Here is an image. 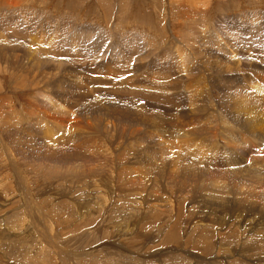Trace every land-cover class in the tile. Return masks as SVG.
Segmentation results:
<instances>
[{"label": "rangeland", "instance_id": "1", "mask_svg": "<svg viewBox=\"0 0 264 264\" xmlns=\"http://www.w3.org/2000/svg\"><path fill=\"white\" fill-rule=\"evenodd\" d=\"M0 264H264V0H0Z\"/></svg>", "mask_w": 264, "mask_h": 264}, {"label": "bare ground", "instance_id": "2", "mask_svg": "<svg viewBox=\"0 0 264 264\" xmlns=\"http://www.w3.org/2000/svg\"><path fill=\"white\" fill-rule=\"evenodd\" d=\"M23 120V119H22ZM172 240H174V237H172Z\"/></svg>", "mask_w": 264, "mask_h": 264}, {"label": "crops", "instance_id": "3", "mask_svg": "<svg viewBox=\"0 0 264 264\" xmlns=\"http://www.w3.org/2000/svg\"><path fill=\"white\" fill-rule=\"evenodd\" d=\"M91 57V56H90ZM91 61H92V57H91Z\"/></svg>", "mask_w": 264, "mask_h": 264}]
</instances>
